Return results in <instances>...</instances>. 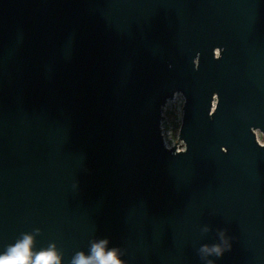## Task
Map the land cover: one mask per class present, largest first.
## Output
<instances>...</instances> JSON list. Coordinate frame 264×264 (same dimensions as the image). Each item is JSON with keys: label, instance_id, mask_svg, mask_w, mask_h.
I'll return each mask as SVG.
<instances>
[{"label": "water", "instance_id": "obj_1", "mask_svg": "<svg viewBox=\"0 0 264 264\" xmlns=\"http://www.w3.org/2000/svg\"><path fill=\"white\" fill-rule=\"evenodd\" d=\"M25 233L62 264H264V0H0V253Z\"/></svg>", "mask_w": 264, "mask_h": 264}, {"label": "clouds", "instance_id": "obj_2", "mask_svg": "<svg viewBox=\"0 0 264 264\" xmlns=\"http://www.w3.org/2000/svg\"><path fill=\"white\" fill-rule=\"evenodd\" d=\"M108 244L107 239L93 241L88 255L78 252L72 257L70 264H124L120 258V250L109 248ZM32 245L33 235L22 234L20 239L0 253V264H62V257L57 253L54 244L38 252L33 251ZM231 248V238L224 231H219V243L202 245L199 253L203 258L213 255L218 258ZM206 264H214V261L206 260Z\"/></svg>", "mask_w": 264, "mask_h": 264}, {"label": "rangeland", "instance_id": "obj_3", "mask_svg": "<svg viewBox=\"0 0 264 264\" xmlns=\"http://www.w3.org/2000/svg\"><path fill=\"white\" fill-rule=\"evenodd\" d=\"M183 100H184V98L181 94H176V96L173 99H171L167 102L166 106L164 107V111L171 110V109L181 111ZM179 116L181 118V112H180ZM164 120H165V118H164ZM164 120L162 121L161 126H162V129H163V132H164V135H165V138H166L168 145L178 143L177 148L184 146L182 141H177L178 132L175 135L173 130H172V125L166 126L167 123L164 122Z\"/></svg>", "mask_w": 264, "mask_h": 264}, {"label": "trees", "instance_id": "obj_4", "mask_svg": "<svg viewBox=\"0 0 264 264\" xmlns=\"http://www.w3.org/2000/svg\"><path fill=\"white\" fill-rule=\"evenodd\" d=\"M180 110L177 111L175 109L164 111V122H166V126L172 125V130L176 135L180 126Z\"/></svg>", "mask_w": 264, "mask_h": 264}]
</instances>
